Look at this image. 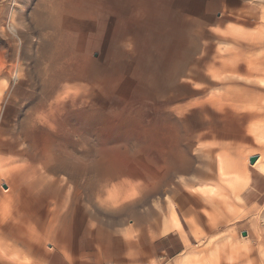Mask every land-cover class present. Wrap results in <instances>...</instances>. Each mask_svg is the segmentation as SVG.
I'll list each match as a JSON object with an SVG mask.
<instances>
[{
	"label": "rangeland",
	"instance_id": "1",
	"mask_svg": "<svg viewBox=\"0 0 264 264\" xmlns=\"http://www.w3.org/2000/svg\"><path fill=\"white\" fill-rule=\"evenodd\" d=\"M67 6L0 4V264H106L112 237L179 221L193 244L176 264H264V0ZM185 152L198 178L172 172ZM134 211L158 216L141 227Z\"/></svg>",
	"mask_w": 264,
	"mask_h": 264
},
{
	"label": "crops",
	"instance_id": "2",
	"mask_svg": "<svg viewBox=\"0 0 264 264\" xmlns=\"http://www.w3.org/2000/svg\"><path fill=\"white\" fill-rule=\"evenodd\" d=\"M1 2L2 0H0V4ZM69 3L70 0H56V10L65 15L66 10L68 8L67 5ZM179 147L180 143H178V145L176 144L177 151ZM210 150L211 152L214 151L215 155L216 149L210 148ZM210 150H204V152H206V155ZM214 155H212V158L214 157ZM220 157L221 159H223L222 163H224L225 165H233L230 166L229 170H225L224 176H227L228 173L232 171V169H236V165L230 163L225 155H218V170ZM168 163L170 164L172 172L174 171L175 173H181L183 175H193L196 178H198L201 174V171L194 166V160L189 158L186 152L185 155L182 156L181 160L178 161L170 157ZM61 164L63 165L60 166L62 167V169L59 168V163H55L54 166L50 167L56 172L62 171L67 174V176L70 177L72 184L80 186L82 185V181L86 180L87 185L84 188L87 189L89 192H92L94 189H96L98 185H100V181L98 180L97 172L95 169H80L75 166L68 165L66 162H63ZM138 177L140 180L142 179L141 176ZM234 177H238L241 182L239 184H233L232 180L234 179ZM243 181L244 179H242L240 175H233L229 179L228 183H232L233 185H231L233 187H239L243 183ZM180 183H182L183 185H187V181L184 179H181ZM137 186H139L140 189L145 188V186H143L142 184H137ZM209 191L212 193H209ZM203 193L211 195L216 192L215 188L207 187L203 189ZM74 214L75 212H68L66 218L73 220ZM157 216L158 213L154 211L149 213H139L135 211L133 212V219L135 224L141 227L143 225L148 224L149 219L151 217L155 218ZM167 231L168 233L166 234H163L158 237H152L148 233V227H146L144 231H140L139 235L133 237L131 240H124V238L120 236L112 237V241H108L107 246L102 247V252L106 251L107 254L105 252V254L102 253L103 257L101 256L100 258H102L101 260H103L104 263L107 262L111 264H176L181 257L190 252L191 246L193 244L192 238L191 235L185 230L183 225L180 223V221L173 225L169 224ZM13 247H15L14 244Z\"/></svg>",
	"mask_w": 264,
	"mask_h": 264
},
{
	"label": "bare ground",
	"instance_id": "3",
	"mask_svg": "<svg viewBox=\"0 0 264 264\" xmlns=\"http://www.w3.org/2000/svg\"><path fill=\"white\" fill-rule=\"evenodd\" d=\"M70 4V3H69ZM67 5V4H66ZM12 20V19H11ZM13 25V24H12ZM10 30L13 32V33H15L16 32V38H18V40L19 41H21V39H20V36H19V31L16 29V27L15 26H12L11 28H10ZM18 31V32H17ZM11 32V33H12ZM58 83V82H57ZM54 86H56V82L53 80V81H51L50 82V84H49V87H48V91L49 92H51L52 91V89L54 88ZM57 87V86H56ZM53 92V91H52ZM87 122H88V120H87ZM209 150H210V148H209ZM213 151V150H212ZM212 155H214V151L213 152H211V150L207 153V155H206V152H204L203 151V156L202 157H207L208 159H210V158H212ZM220 161H219V170H220V174L221 175H225V170L227 171V170H229L230 169V166H233V165H225L224 163H222V160L223 159H221V157H220V159H219ZM61 163H63V162H60L59 163V168H61L62 169V167H60L62 164ZM63 166V165H62ZM58 168V169H59ZM166 169V168H165ZM233 181V184H239L240 182H241V180L238 178V177H234V179L232 180ZM232 184V183H231ZM232 184V185H233ZM207 190V189H206ZM212 191V190H211ZM206 193H207V191H206ZM209 193H212V192H210L209 191ZM248 235V234H247ZM244 237H246V236H244Z\"/></svg>",
	"mask_w": 264,
	"mask_h": 264
},
{
	"label": "water",
	"instance_id": "4",
	"mask_svg": "<svg viewBox=\"0 0 264 264\" xmlns=\"http://www.w3.org/2000/svg\"><path fill=\"white\" fill-rule=\"evenodd\" d=\"M257 160H258V157H252V158H250L251 165H254L257 162ZM243 236H247V233L246 232L243 233Z\"/></svg>",
	"mask_w": 264,
	"mask_h": 264
}]
</instances>
